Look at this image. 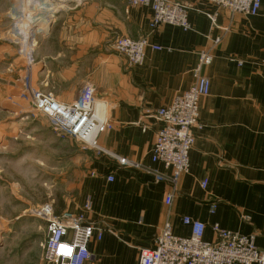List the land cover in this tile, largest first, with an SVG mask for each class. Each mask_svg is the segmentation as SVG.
I'll use <instances>...</instances> for the list:
<instances>
[{
    "label": "crops",
    "instance_id": "0c3cea01",
    "mask_svg": "<svg viewBox=\"0 0 264 264\" xmlns=\"http://www.w3.org/2000/svg\"><path fill=\"white\" fill-rule=\"evenodd\" d=\"M186 1L190 30L151 28L147 5L90 0L61 12L36 37L33 91H53L69 103L91 83L113 123L98 136L79 193L61 210L83 214L102 230V238L96 232L89 243L86 264H139L141 251L154 247L166 223L178 236L191 235L186 216L206 225V241L216 239L217 223L254 234L264 251V0L257 15L232 13L208 0ZM215 11L216 25L206 15ZM119 35L147 37L162 49L148 47L144 63L130 67L113 47ZM204 50L213 54L202 69L209 94L200 99L202 126L195 129L189 172L174 191L172 169L151 158L160 122L150 113L191 87Z\"/></svg>",
    "mask_w": 264,
    "mask_h": 264
},
{
    "label": "built area",
    "instance_id": "2783aa9c",
    "mask_svg": "<svg viewBox=\"0 0 264 264\" xmlns=\"http://www.w3.org/2000/svg\"><path fill=\"white\" fill-rule=\"evenodd\" d=\"M132 5H147L153 11L150 27L155 29L161 24H170L190 30L189 5L186 0H128ZM218 8L228 9L232 13L257 15L262 0H208ZM216 25L218 12H206ZM216 43L220 41L217 38ZM113 47L125 58L128 66L142 65L146 49H162L152 44L147 37L132 38L119 35L113 41ZM213 60L209 50L200 53L199 63L193 69L194 83L187 90L178 92L173 101L151 112L159 122L160 128L151 150L154 162H160L172 169L168 180L175 191L181 175L190 169V151L195 143V129L201 128L200 99L209 94L210 81L202 69ZM33 109L50 118L56 128L65 131L78 141L90 147H98V136L113 128L108 119L104 101L96 95L95 88L87 83L78 97L72 102L60 101L52 91H35ZM126 163L125 158L120 159ZM137 166L141 164L136 163ZM108 179L112 181L113 175ZM207 181L202 182L206 187ZM174 191L166 195L170 204ZM92 202L85 201L84 208L90 210ZM215 206H212V212ZM45 220L47 234L43 244L44 258L49 264H86L92 257L89 243L97 232L102 238V230L94 222H88L83 214L68 210L57 212L54 203H46L38 213ZM245 219H249L245 216ZM184 223L191 226V235L178 236L173 233L170 223H166L155 241L153 248L141 251L139 264H264V251L260 249L255 235L221 228L215 223L217 233L214 241H206V225L189 216Z\"/></svg>",
    "mask_w": 264,
    "mask_h": 264
},
{
    "label": "rangeland",
    "instance_id": "374dc122",
    "mask_svg": "<svg viewBox=\"0 0 264 264\" xmlns=\"http://www.w3.org/2000/svg\"><path fill=\"white\" fill-rule=\"evenodd\" d=\"M89 2L43 0L29 7L28 0H0V264H49L46 223L37 213L46 203L64 209L90 170L95 148L33 109L30 79L36 37L64 10ZM48 14L47 24L23 25Z\"/></svg>",
    "mask_w": 264,
    "mask_h": 264
},
{
    "label": "bare ground",
    "instance_id": "6f19581e",
    "mask_svg": "<svg viewBox=\"0 0 264 264\" xmlns=\"http://www.w3.org/2000/svg\"><path fill=\"white\" fill-rule=\"evenodd\" d=\"M28 1H29V5H28L29 7H31V5L35 6V5L43 3V0H28ZM51 18H52L51 14H48L47 16L46 15H39V16L35 17V19H33V20L23 24V25H25V27H27V26L33 25L34 23H39V22H43V21H44V23H47L48 21L51 20Z\"/></svg>",
    "mask_w": 264,
    "mask_h": 264
}]
</instances>
